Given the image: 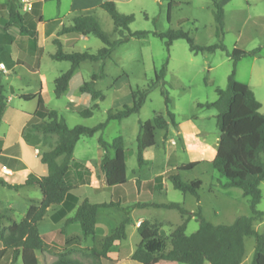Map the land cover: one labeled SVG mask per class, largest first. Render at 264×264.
Here are the masks:
<instances>
[{
    "label": "rangeland",
    "instance_id": "obj_1",
    "mask_svg": "<svg viewBox=\"0 0 264 264\" xmlns=\"http://www.w3.org/2000/svg\"><path fill=\"white\" fill-rule=\"evenodd\" d=\"M5 1L0 0V3ZM216 1L224 11L222 35H217L209 0H117L118 12L132 15L134 18L129 25V30L148 32V34L141 39L131 38L113 51L111 59L106 61L104 67L105 78L95 82V89L104 95V99L96 101L98 106L92 110V116L89 118L82 117L78 113L79 110L92 107L93 102L88 95L86 102L82 101L76 105L69 100L81 95L78 91L79 86L82 82L89 81L90 76L98 71L99 63H82L73 74L67 91L56 98L53 94V80L68 70L69 64L51 60L48 54L53 53L55 47L52 44L45 45L39 62V72L45 79L46 88L43 92L44 108L47 111L59 112L69 127L75 125L93 127L105 120L108 110L115 111L121 109L123 105H130L131 92L136 89H146L154 80V73L167 62L163 88L171 101L168 110L174 115L177 126L170 125L166 132L155 131V146L144 152L142 167H138L136 160L138 123L151 120L158 114L166 117L160 85L148 93L139 113L119 123L109 122L103 132L90 138H80L74 147L73 163L77 162L81 166L92 168L97 164L98 153L102 152L97 142L99 137L107 142L118 136L123 138L127 153V182L112 190L101 191V197H98L101 202H120L124 206L135 201L178 203L190 213L195 212L199 205L204 218L214 225H230L239 216L251 215L248 198L243 196L239 188L223 187L225 179L219 176L210 165L219 139V131L215 125L216 111L213 108L198 105L213 103L216 100L215 90L226 88L227 78L233 69L232 59L227 53H231L233 48L245 52L259 49L256 56L244 57L237 62L235 80L251 89L261 106L259 112L264 114V0ZM70 3V0H61L57 9L54 0L46 1L42 8L44 16L53 18L57 16L65 25H69L71 16L67 17V11ZM18 5L25 24L30 27L39 16V0H18ZM91 15L95 17L101 29L109 35L111 40L119 37L118 34H113L112 21L104 10L94 7ZM0 16H6V11L1 7ZM168 29L188 33L199 46L222 44L227 53L215 50L212 53L202 52L195 55L188 50L183 40L174 41L167 53L163 42L153 36L152 32H164ZM101 47L102 44L97 38L87 36L86 41L77 40L72 47H66L65 50L95 53ZM24 76L27 79L22 81L12 79V94L5 87V94L13 96L12 101L7 104L9 114L7 120L2 123L6 132L12 130L16 113L19 112L27 113V119L32 120L29 124L46 121V115L41 117L35 115L36 98L25 101L18 97L20 92L32 94L39 89L37 75L27 72ZM261 158L264 160V155H261ZM192 162H197L198 165L191 170L180 171L179 175L183 182L201 181V188L198 191L199 203L190 194L174 190L168 180V175L176 167ZM157 175H161L162 190L138 196L134 179L138 178L142 186H152V183H148L147 180H153ZM260 189L261 200L256 210L264 214V181L260 184ZM25 191L34 202L40 199L37 189L27 187ZM99 212L108 215V218L103 216L102 219L108 221L109 228L117 224L123 216L122 212L114 209ZM140 217L161 224L160 232L164 235H169L182 220L175 210L133 209L130 213L131 222L126 228L128 237L123 243V256L128 248L135 246L140 239L134 228L136 219ZM98 223L100 224V220ZM253 226L258 233L264 234V216L254 220ZM43 227L44 224L40 227L41 232L44 230ZM197 227V222L191 219L186 226V234L194 233ZM90 239L86 240L87 244L91 243ZM93 244L100 247V244L96 242ZM253 254L254 239L247 237L244 240L241 264H251ZM37 259V264H46L39 253H37ZM15 264L22 263L19 260Z\"/></svg>",
    "mask_w": 264,
    "mask_h": 264
},
{
    "label": "trees",
    "instance_id": "obj_2",
    "mask_svg": "<svg viewBox=\"0 0 264 264\" xmlns=\"http://www.w3.org/2000/svg\"><path fill=\"white\" fill-rule=\"evenodd\" d=\"M60 0H55L59 4ZM212 7L213 19L216 24L217 35L223 34L224 11L216 0H209ZM0 7L6 11V16L0 18V32L14 30L27 41V52L36 48L37 33L33 27L25 24L23 15L19 12L18 0H6ZM110 17L113 24V34H118L116 40H111L98 24L97 20L88 11H73L69 25H61L50 43L55 47L54 53L49 58L57 62H67L68 70L59 74L54 80L53 94L56 98L62 96L68 89L73 74L84 62L99 63L96 73L90 76L89 81L83 82L78 91L89 95L93 105L89 109L79 111V115L85 118L92 116V110L97 108L96 101H102L104 95L95 89V82L105 78L104 67L107 60L112 57L113 51L120 45L127 43L131 38L141 39L148 32H131L129 25L133 22L132 15H125L117 10L112 1H105L99 5ZM170 4L168 5L169 16ZM68 34L81 36H94L102 47L95 53L66 51L60 38ZM159 38L169 53L170 46L176 40H183L188 50L198 53H212L215 50L226 52L222 44L212 46H199L188 33L182 30L168 29L164 32H152ZM259 49L245 52L233 48L227 55L232 59L233 69L227 78L225 89L217 88L216 100L213 103L199 104L200 107L213 108L216 111L215 125L219 131L217 150L211 167L225 179L223 187L239 188L244 197L248 198L250 216H239L230 225H214L208 222L198 205L195 212L190 213L178 203H134L121 207L119 202L91 204L84 200L75 209L72 217L64 222L63 228L55 233L60 235L71 224H77L78 234L68 236V243L79 245L83 239L95 235L97 212L100 209H115L123 213V218L109 236L104 238L100 247L90 248L82 252L90 259V264H116L120 244L126 239L125 228L130 222V212L137 208L151 207L155 209L175 210L182 218L181 224L176 226L168 236L158 232L156 225L148 221L140 222L137 234L140 243L135 247L130 260L139 264H241L244 255V240L247 237L254 239V254L251 264H264V234L258 233L253 226V221L264 216L256 210L261 200L260 184L264 181V114L259 112L260 104L255 99L251 89L235 80V68L238 61L244 57H254ZM0 62L7 68H12L15 62L11 59L9 51L0 46ZM167 63V62H166ZM166 63L158 72L154 73V80L146 89H136L131 92V104L123 105L119 110H108L105 120L93 127L75 125L69 127L65 118L57 111H47L39 94L22 96L24 100H37L35 115H46V121L32 124L28 129L44 136L55 138L53 147L43 152L40 162L46 166L45 176H36L29 173L21 186H10L0 180V186L17 190L19 187H33L40 193V200L31 201L25 215L19 221L11 218L7 212H0V261L5 252L11 253L9 264H15L18 259L22 264H37L36 252L55 253L47 244L48 237L41 236L37 224L42 220L47 208L62 204L70 198V191L74 188L71 170L73 163V150L77 141L82 137H93L105 130L111 121L121 122L133 114L139 113L148 93L161 86V95L164 98L166 117L158 114L151 120L138 123L136 135V160L138 167L144 164V152L155 146V131H167L169 126L176 127L174 115L168 110L171 103L164 87ZM0 74V123L6 106L5 89L1 83ZM98 145L103 151L99 162V170L104 176L106 189L121 186L127 182L126 161L127 153L121 136L107 142L98 138ZM2 142L0 140V152ZM1 162L6 160L0 158ZM197 162L183 164L176 167L168 175L171 187L183 194H190L199 203L198 191L201 181L194 180L183 182L180 171H188L195 168ZM23 168V165H19ZM87 172V171H85ZM74 180V179H73ZM154 187H162V178L154 179ZM136 189L141 184L135 180ZM197 222V230L192 234H186V226L191 219ZM7 224L4 226V224ZM170 246L167 249V246ZM50 264H83L71 257V252L62 247L56 253V260Z\"/></svg>",
    "mask_w": 264,
    "mask_h": 264
},
{
    "label": "crops",
    "instance_id": "obj_3",
    "mask_svg": "<svg viewBox=\"0 0 264 264\" xmlns=\"http://www.w3.org/2000/svg\"><path fill=\"white\" fill-rule=\"evenodd\" d=\"M46 1H53V0H39L40 3L39 16L38 18H35L36 21H34V23L30 26L33 27L37 33L36 48L34 50L33 49L30 50V54L27 52V41L24 36L18 35L16 31L13 30H7V32H0V46L5 47L9 51V55L11 59L15 62V65L12 68H7L4 64L0 62V74L2 75L1 83L4 89L5 87H7L10 94L13 93L12 79L14 78L17 79L18 81H22V79H27L25 78L24 75L27 74V72H29L33 75L38 76L37 80H38L39 89L33 92L32 94L33 95L39 94L43 100V92L45 91L44 89L46 88H45V79L39 72L40 71L39 62L40 59L42 58V54L44 53L45 45L51 44L50 40L55 36L59 27L61 25H65L64 22L57 16H55L54 18L44 16V12L42 8ZM70 1L71 3L69 10L67 11L68 13L67 17L70 16L72 17L73 11L92 10L94 7H99V5L105 1H112L115 4L117 3V0H70ZM60 2L61 0L59 1L58 5L55 2V6L57 9L60 6ZM1 17L4 16H0V18ZM60 40L63 44V48L65 49L66 47H72V45L75 44L77 40L86 41V37L77 34H68L62 36ZM32 94H27L26 92H20L18 94V97L24 100L22 96L32 95ZM4 95L6 97V106L0 123V140L2 142L0 158L5 159L6 161L5 162L0 161V180L10 186H21V184L23 183V181L25 180V178L29 173H33L39 177L45 176L47 174L46 166L40 162V156L43 152H46L53 147L55 138L51 136L40 135L30 131L28 127L32 125L29 124V122L32 120L27 119V113L25 112L16 113V118H15L16 121L12 126V130L6 132L2 127V123H5L7 120V116L9 115L7 113L8 111L7 104L10 101H12L11 97L13 96L12 95L8 96L5 93ZM69 101H72L73 103H75V105L82 101L86 102L87 94H81L78 98H70ZM102 156H103V151L98 153L97 164L92 168L85 167L83 165L81 166V164H78L77 162L74 163L71 170L72 182L74 184V188L70 191L71 197L67 198L60 205L51 206L47 208L42 220L37 224L39 234L41 236L48 237L47 244L55 252V253L36 252V258H37V253L41 254L42 257L45 259L46 264H50L56 260V253L59 250H61L62 247H65L68 251L71 252V257L73 259L83 264H90L91 262L90 259L86 255H83L82 252H87L88 249L90 248L98 249V247H96L93 243L96 242L101 245L104 238L109 236L111 232L117 227V225L122 220L123 216L117 224L113 225L112 228H109L107 225L108 221L102 219L103 216L105 217L107 216L108 218V215L99 212L100 210H107V209H100L97 212L95 235L88 237L91 238L90 239L91 243L88 244L86 243V240L88 238L83 239L79 245L68 243V236L72 234H78L80 231L77 224H71L67 226L62 234L55 236V233L59 231L61 228H63L65 220L72 217L77 206H79L84 200H87L91 204L109 203V202H101V200H99L100 198H98L101 197L100 196L101 191L107 190L104 176L99 170V162ZM20 164L23 165V168H19ZM157 176H161V175H157ZM157 176H155L153 180H147L148 183H152V186L151 185L142 186V184H140L138 189H136L137 190L136 194L141 197L144 194L148 195V193L150 194L151 192H158L162 190L163 181H162V187L160 189L154 187L155 184L154 179ZM136 179H134V183ZM113 188H117V187L116 186L111 187L110 190H112ZM26 189L27 186L19 187L17 190L9 189L5 186H0V212H6V213L8 212L11 218L15 221H19L20 219H22L23 216L25 215V212L30 202L34 201L29 196H27V191H25ZM122 193L124 194L123 189H122ZM137 202L147 203V202L135 201L131 204ZM119 204L121 205V207L128 206V205L124 206L120 202ZM146 208H151V207H146ZM193 212L194 211H191V213ZM99 220H100V224L98 223ZM142 221H148V220H145L141 217L136 219L134 224V228L136 229V232L140 222ZM150 223L156 225L158 232L162 234V232H160L161 224L157 222H150ZM42 224H44L43 232L40 231V227L42 226ZM6 225L7 224L5 223L4 226ZM126 228H125V232H126ZM162 235L168 236L164 234ZM127 237L128 236L126 234V239L119 246L118 259L116 264H139L137 262L131 261L129 258L133 253L135 247L140 243V239L138 243L135 244V246L128 248L127 252L124 253V256L122 254L123 243L126 242ZM169 248L170 246L168 245L167 249ZM80 257L85 259L87 262L81 260ZM10 259H11V253L7 251L2 257L0 264H2L4 261H5L4 264H9ZM19 260L20 259H18L17 261Z\"/></svg>",
    "mask_w": 264,
    "mask_h": 264
},
{
    "label": "built area",
    "instance_id": "obj_4",
    "mask_svg": "<svg viewBox=\"0 0 264 264\" xmlns=\"http://www.w3.org/2000/svg\"><path fill=\"white\" fill-rule=\"evenodd\" d=\"M37 154V153H36Z\"/></svg>",
    "mask_w": 264,
    "mask_h": 264
}]
</instances>
